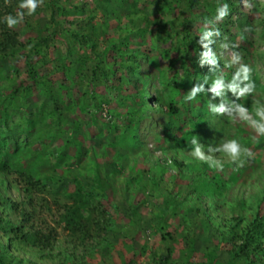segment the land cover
Segmentation results:
<instances>
[{
	"label": "trees",
	"instance_id": "obj_1",
	"mask_svg": "<svg viewBox=\"0 0 264 264\" xmlns=\"http://www.w3.org/2000/svg\"><path fill=\"white\" fill-rule=\"evenodd\" d=\"M253 1L246 11L241 0H220L229 4L231 14L218 24L222 36L213 47L221 57V68L230 59L227 50L242 55L243 63L252 68L254 95L259 100L257 93H264V83L256 64H264V51L259 49L256 35L260 30L264 35V10ZM217 3L43 0L36 13L23 20L25 27L34 31L27 41L20 29L0 22V264H92L97 254L116 264L119 228L126 229L134 241L138 229L149 230L154 220L162 239L170 244L167 255L154 252L150 264H171L176 250L171 243L177 239L170 228L176 215L190 218L183 241L189 253L203 257L199 264H264V171L256 165L264 137L254 138L242 122L214 117L208 109L211 94L184 101L192 87L203 83L206 76L212 78L208 66H199L197 52L203 51L199 33L205 20L214 16ZM47 9L51 10L48 19L42 16ZM20 11L26 10L19 8V0H0V19ZM260 11L257 17L255 12ZM113 27L115 35L109 36ZM54 40H60L65 51L56 47L48 58ZM168 42L171 47H163ZM222 43L237 47L225 50ZM159 56L170 61L168 69H161ZM20 59L23 66L18 65ZM146 64L157 67L158 76L146 71ZM177 64L182 74L175 69ZM224 71L230 79L234 69ZM80 76L91 77L95 88L117 78L133 88L126 89L121 98L125 113L108 110L115 118L104 117L100 131L89 136V148L72 130L67 131L68 125L63 128L66 121H72L68 110L76 108L73 89ZM155 77L158 87L154 88ZM228 95L235 99L231 92ZM66 96L73 103L64 101ZM91 98L96 114H102L108 99L98 92ZM214 102L219 103V98ZM241 102L250 110L254 107L252 97ZM76 105L88 113L86 103ZM154 111L164 116L163 122L155 125L160 126V132L148 130ZM14 114H23L20 121H24L11 127ZM57 128L69 135V140L63 138L61 153L49 149V136H60L54 132ZM21 130L29 136H42L36 141L40 147L33 149L31 141L21 137ZM146 131L154 136L155 147L147 146ZM233 138L254 153L242 167L224 159V169L218 171L188 154L192 139L215 146ZM113 148L111 160L98 161L100 153L106 156ZM45 157L51 172L40 175L34 171L35 164ZM84 158L87 160L82 161ZM120 177L125 180L119 186ZM10 189L20 197H13ZM131 192L143 193L145 198L136 201ZM118 195L125 198L119 201ZM160 198L161 204H153ZM149 203L155 209L154 217L148 219L141 212L136 220V211ZM53 206L60 211L64 241L59 230L42 217L43 210L51 211ZM129 221L138 227L128 228Z\"/></svg>",
	"mask_w": 264,
	"mask_h": 264
},
{
	"label": "rangeland",
	"instance_id": "obj_2",
	"mask_svg": "<svg viewBox=\"0 0 264 264\" xmlns=\"http://www.w3.org/2000/svg\"><path fill=\"white\" fill-rule=\"evenodd\" d=\"M92 4H93V0H89ZM253 1V0H252ZM257 1L261 7L264 10V0H255ZM254 2V1H253ZM242 3V7L248 11L250 7H245L244 6V0H241ZM247 3L250 5V0H247ZM50 13L51 10H46V12L42 13V16H45L47 19L50 17ZM255 15L257 17H260L261 15V11L260 12H255ZM99 23L101 22V20L98 21ZM44 25V24H43ZM18 29H20L21 33H22V38L24 39V41H27L29 37H33L34 36V31L30 30L29 28L25 27L24 22H21L20 24H18L16 26ZM115 31L116 29L113 27L112 30L110 31L109 36H114L115 35ZM261 31V30H260ZM259 31V35H256V38L259 39V42H261V44L259 45V49L264 51V35H260L261 32ZM104 39V38H102ZM55 44H53L51 46V48L49 49V56H53L55 53V48L59 47L61 49H63L65 51V45L60 42V40H54ZM103 45V43H102ZM163 47L169 48L171 47V42H168L167 44L163 45ZM100 49H101V42H100ZM82 54V50H80V52ZM233 53L230 50H227L225 52V55H227L228 57H231ZM112 61V60H110ZM19 66H23V60L20 59V62H18ZM159 64L162 70H166L169 68L170 66V61L168 59H165L163 56H159ZM257 70L262 78V82L264 83V64L262 62L257 63ZM145 69L146 71L150 72V74L154 75V76H158L159 74V69L153 65L150 64H146L145 65ZM177 70H179V72L182 74L183 70L179 67V64L176 65ZM24 72V70H23ZM25 76V74H24ZM58 78H60L61 80H64L65 78L63 77V75L61 73H57L56 75ZM5 77V76H4ZM91 77L90 78H83L82 76H80L79 78H76V82H75V86L73 89V99L75 100V102H79L80 103H86L88 109V113H83L81 112L80 109H78V106L76 105V103L71 102V98H69L68 96H66V99L64 101H66L67 103H73L76 108L75 110L69 109L68 110V115L70 117V119H72V121H66L65 117H61L60 120L62 119L63 122L67 123L64 125L63 128L67 127V125L69 126L67 131H71L78 137L77 140L79 141H84V145L89 148L91 147L92 141H90L89 136H93L95 135L98 131H100L101 125L103 122H105V118L107 119H114V115L110 116L108 113L109 111H114L116 113L120 112L121 114L125 113L126 108H124L122 106V102H121V98L123 96V94L126 92V89L129 91H133V88L128 87L127 83L121 82L119 83V81L117 79H113L110 82H108L107 84H99L98 87H94L93 85L90 84L91 82ZM153 85L154 88L155 86L158 87V81H157V77L153 78ZM107 85H110L111 88L109 89V87H107ZM116 86H118V88H116ZM153 89V88H152ZM93 92H98L101 95H103L104 98L108 99L109 104L106 106V110L102 112V114H96L97 111H95L94 106H92V98L91 96H93ZM85 93L90 94L89 96H85ZM66 95V94H65ZM258 96H260L259 100H264V93L263 92H258L257 93ZM41 100V99H40ZM65 102V103H66ZM42 103L41 101H38V105ZM66 103V104H67ZM73 105V106H74ZM65 109V108H64ZM23 114L18 115V114H14L11 118L12 122L10 123L11 127L13 125H15L16 122H22L20 121V117H22ZM105 117V118H104ZM164 120V116L160 115L158 113H156L155 111L153 112V118L152 120L148 121V130L149 131H153L156 130L158 132H160L162 129L160 128V126L157 128L156 123H162ZM234 123V122H233ZM75 124V126H74ZM25 125V124H23ZM156 125V126H155ZM240 125H243V127H246V124L241 123ZM25 126H23L24 128ZM74 130V131H73ZM62 131V129L57 128L54 130V132H56L57 134H59L60 136H54L51 135L49 136L50 138V145H49V149L50 150H56L58 149V153H61L62 149L60 146L63 143V138L65 139V141L69 140L68 138V133H66V135L60 133ZM27 131H23L21 130V137L24 138V140H30V146L35 147V149H38L40 146L36 143V141L39 140V137L42 138V136H40L39 134H34L32 133L31 136L28 135V133H26ZM146 136V142H147V146L149 148L155 147V139L154 136L151 135L148 131ZM181 135V134H179ZM255 135V134H254ZM62 136V137H61ZM257 137V136H256ZM260 138V137H259ZM34 139V140H33ZM33 140V141H32ZM241 143V141H240ZM38 150H35L34 154H36ZM115 148L110 149V151H108V155H104L102 153L99 154L98 158L101 163H105L109 160H111L113 158V156L115 155ZM74 154V148L70 146V152ZM159 152H157L156 154L158 155ZM90 157L93 155V152L90 151L89 153ZM215 155H220L222 156V154L220 153H216ZM258 156H259V161L256 164L257 165V169H262L264 171V149L263 150H259L258 151ZM87 160V158L82 159V161ZM37 167L34 169V171H40V175H44L45 173L49 174L51 171V167L48 164L47 158H43L39 163L36 162ZM85 163H82L81 165V169H84V165ZM63 166V165H62ZM139 166H142L139 163ZM138 166V167H139ZM254 166V165H253ZM64 168H66L64 166ZM253 168V167H252ZM40 169V170H39ZM255 174H258V172H255ZM229 174L226 175V177ZM123 180H125V177H120L117 181V185L120 186V184L123 182ZM255 186L257 185L254 184ZM71 188V187H70ZM58 190V189H57ZM250 191V190H249ZM11 195L13 197H20L18 196V192L16 191H12L10 189ZM63 192V189H60V193ZM131 196L132 198H136V201H142L145 198V195L143 193H137V192H131ZM134 196V197H133ZM47 197H50L49 195H47ZM119 201L124 199L125 197L122 196H117L116 197ZM162 199H154L153 200V204H161ZM144 214V216L148 219H150L151 217H154V212L155 209L153 208V205L151 203L149 204H145L142 206L140 211H136L135 213V219L139 220L140 214L142 213ZM42 217L43 219L46 221V223L53 228H56L57 230H59L60 232V238L61 241H64L66 238V231L64 230V224L60 222V211L59 208L57 206H53V209L50 211L49 209H44L42 212ZM122 220V219H120ZM190 218L185 215V216H179L176 215L173 217V219L171 220L172 223V227L170 228L171 231H173V233L175 234L176 237V242H173L171 244H173L174 247H176V250H174V258L171 261V264H175V261L177 260L179 262V264H199L203 262V257H201V255L199 253H189L185 243L183 241V236L185 235V233H187V230L185 231L184 226L189 222ZM123 222L126 220H122ZM36 222H38L40 225V221L36 220ZM136 222L134 221H129L128 224V228L133 227V228H137L138 225L135 224ZM190 225V224H187ZM140 226V224H139ZM132 228V229H133ZM136 231V230H135ZM128 231L124 228H119V234L116 237V241L117 242V249L118 251L115 253V261L116 264H129L131 261H133L135 264H150L151 260L153 259L152 254L154 252L157 251L158 254L164 255L166 256L168 253V246L170 244V242L165 241L162 239V235L161 232L158 229V225L157 222L154 220L153 221V226L151 228H149V230L147 229H142L139 230L138 229V233L136 234L135 240L133 241V238H131L130 236L127 235ZM166 234V232H165ZM1 236V233H0ZM2 238V236H1ZM3 239V238H2ZM136 242V243H135ZM187 251V252H186ZM46 264H52L49 262H45ZM92 264H110L111 260L109 257L106 258H102L99 254H97L91 261ZM154 264V262H153ZM228 264H242L240 262H235V261H230Z\"/></svg>",
	"mask_w": 264,
	"mask_h": 264
},
{
	"label": "clouds",
	"instance_id": "obj_3",
	"mask_svg": "<svg viewBox=\"0 0 264 264\" xmlns=\"http://www.w3.org/2000/svg\"><path fill=\"white\" fill-rule=\"evenodd\" d=\"M42 3L43 0H19V8L26 11H20L16 15L9 14L0 19V22L5 23L8 28H14L23 22L25 15L35 14ZM244 6L250 7L247 0H244ZM230 14L229 4L220 3L218 0L214 16L205 20L198 41L203 51H198L197 56L199 66L201 68L208 66L212 78L206 76L203 83H197L192 87L184 95V101H196L201 94L206 97L211 94L208 109L214 117H227L234 122H242L253 131L254 138L256 136L264 137V100L255 99L256 84L252 79V68L243 63V57L239 52H233L230 59L225 61L223 68H221V57L218 56L213 47L222 36L218 24ZM220 47L227 50L229 47L235 48L237 46L222 43ZM224 69H234L230 79L226 77ZM229 92L235 99L229 98ZM249 97L253 98L254 107L252 110L241 102L242 99ZM217 98H219V103L214 102ZM216 153L222 154L223 158L216 156ZM188 154L193 159L218 171H223L224 159L242 167L245 159L254 157V153L249 148L242 146L235 138L225 139L215 146L204 145L199 139H192Z\"/></svg>",
	"mask_w": 264,
	"mask_h": 264
}]
</instances>
